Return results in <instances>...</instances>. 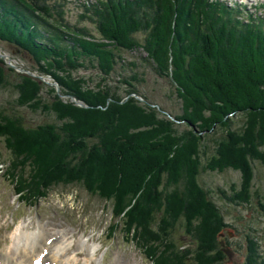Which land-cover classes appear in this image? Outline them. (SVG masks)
I'll list each match as a JSON object with an SVG mask.
<instances>
[{
  "label": "trees",
  "instance_id": "16d2710c",
  "mask_svg": "<svg viewBox=\"0 0 264 264\" xmlns=\"http://www.w3.org/2000/svg\"><path fill=\"white\" fill-rule=\"evenodd\" d=\"M65 4L0 0V41L28 54L61 93L84 104L59 99L53 87L45 100L39 78L0 59V87L15 73L16 104L58 121L28 126L0 109L6 175L16 194L35 202L56 185L77 183L111 202L110 231L120 228L152 264H228L230 242L222 234L230 225L197 176L239 170L238 186L217 189L235 205L251 201L252 160L264 155V18L224 0H85L79 18L92 22V31L69 23ZM135 48L171 84L181 113L170 115L190 129L177 131L139 91L145 79L135 61L119 84L108 81L121 52ZM79 69L98 73L95 86L73 74ZM207 133L213 151L203 162ZM255 196L264 214L263 198ZM180 224L193 246L176 242ZM246 238V263L264 264L253 237Z\"/></svg>",
  "mask_w": 264,
  "mask_h": 264
},
{
  "label": "rangeland",
  "instance_id": "374dc122",
  "mask_svg": "<svg viewBox=\"0 0 264 264\" xmlns=\"http://www.w3.org/2000/svg\"><path fill=\"white\" fill-rule=\"evenodd\" d=\"M65 1L66 20L71 24L87 25L93 31L92 22L79 18L83 9L80 3L85 0ZM92 1L94 0H88V2ZM224 1L230 5L240 3L246 13L256 12L264 18V7L260 6L261 3L264 4V0ZM137 38L142 39V34L139 33ZM15 49L14 51L9 44L0 41V59L17 73L39 78L41 81V94L45 100L51 98L47 90L49 87H53L59 99L73 102L81 107L84 106L74 96L61 93L58 83L50 75H43L42 72H38L37 64L32 58L21 52L19 48V52H17V48ZM121 53L123 60L116 65V71L110 74L108 81L119 84L118 78L133 73L127 62L135 61L138 67L134 69L142 73L140 75L145 79L144 82L136 84L139 91L153 101L154 105L152 106L161 111L159 113L161 116L171 120L177 131L190 129L191 127L185 121L174 120L171 116L172 114L181 113L180 101L168 80L157 77L144 60L146 53L141 48L130 51L123 50ZM2 55H6L7 58ZM73 74L87 78L89 86H95L99 81L98 73L93 69H79ZM17 80L18 77L15 73L9 74L7 83L0 87V109L9 114L20 115L25 125L28 126L45 122L57 123L54 113H46L40 110L32 111L28 107L16 104L15 99L18 92L14 85ZM132 95L138 98L139 101L142 100L137 95ZM234 120L235 125L240 124V121H237L238 117H235ZM200 134L204 133L200 132ZM208 134L203 137L205 138L203 142L208 144L206 154L202 155L203 162L205 156L210 155L213 151L214 142L211 141V138L209 139L210 135L208 136ZM262 149L264 150V146ZM262 158L252 160L251 189L254 193L249 204L235 205L230 203L221 196L217 189L220 188L224 192H228L229 186H238L242 182L239 170L231 168L222 171L204 170L197 176L198 182L211 190L210 196L222 211L225 222L230 225L225 228L222 234L224 239L230 242L228 246L230 251L225 254L228 264H247L245 252L247 235L253 237L256 248L264 257V214L255 196L257 193L263 198L262 201L264 202V155ZM8 159V151L0 138V249L10 244L11 234L18 228L23 226L29 229L32 226L36 228L35 226L40 223L46 228L45 237L55 234L57 230H69V240H72V242L65 256L71 257L70 260L76 261V264L89 262L96 264L97 259L99 264H152L143 251L133 241H130L120 228L113 232L110 231L109 227L114 220L110 201L90 194L82 185L77 183L56 185L49 190L45 197L35 202L22 200L16 194L14 184L6 175ZM227 232H229L228 235ZM174 237L179 244L193 246L190 238L185 235L182 224L176 227ZM82 238L88 239V242L93 245L94 257L88 256L85 249H78V242ZM74 254H76L75 257Z\"/></svg>",
  "mask_w": 264,
  "mask_h": 264
},
{
  "label": "bare ground",
  "instance_id": "6f19581e",
  "mask_svg": "<svg viewBox=\"0 0 264 264\" xmlns=\"http://www.w3.org/2000/svg\"><path fill=\"white\" fill-rule=\"evenodd\" d=\"M35 227L29 229L23 226L11 234L10 244L0 249V264H33L37 258L40 264H76V261L70 260L71 257L65 256L72 242L68 229L57 230L55 234L45 237L44 225L38 223ZM85 239L78 242V249H85L88 256L94 257L93 245ZM97 262L99 264L98 259Z\"/></svg>",
  "mask_w": 264,
  "mask_h": 264
},
{
  "label": "water",
  "instance_id": "95a60500",
  "mask_svg": "<svg viewBox=\"0 0 264 264\" xmlns=\"http://www.w3.org/2000/svg\"><path fill=\"white\" fill-rule=\"evenodd\" d=\"M17 52H19V49L17 48ZM3 57H5V58H7V56L6 55H2Z\"/></svg>",
  "mask_w": 264,
  "mask_h": 264
}]
</instances>
